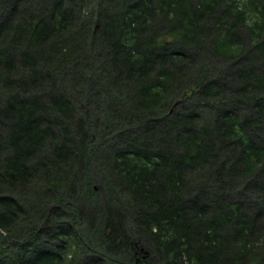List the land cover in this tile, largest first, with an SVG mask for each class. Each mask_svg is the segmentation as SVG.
Listing matches in <instances>:
<instances>
[{"label": "trees", "instance_id": "obj_1", "mask_svg": "<svg viewBox=\"0 0 264 264\" xmlns=\"http://www.w3.org/2000/svg\"><path fill=\"white\" fill-rule=\"evenodd\" d=\"M0 264H264V0H0Z\"/></svg>", "mask_w": 264, "mask_h": 264}]
</instances>
